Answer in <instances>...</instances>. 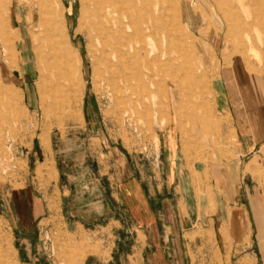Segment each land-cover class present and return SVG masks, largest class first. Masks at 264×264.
<instances>
[{
    "label": "rangeland",
    "instance_id": "1",
    "mask_svg": "<svg viewBox=\"0 0 264 264\" xmlns=\"http://www.w3.org/2000/svg\"><path fill=\"white\" fill-rule=\"evenodd\" d=\"M29 1L19 4L20 22L14 17L8 31L7 4L0 0V264H140L117 252L119 241L130 249L136 233L128 213L120 207L112 216L92 221L91 212L100 211L101 195L107 193L110 203L119 206L115 172L124 162L160 177L162 134L168 125L180 129L185 143L197 142L204 129V134L213 137L208 131L216 122L213 81L222 68L241 54L249 68L264 72V0H148L146 10L142 5L133 10L136 23L125 18L127 40L122 58L127 76L119 79L123 86L119 97L102 77L100 45L86 33L91 1L72 0L71 27L64 26L57 37L43 43L37 40L43 36L36 28L37 8L30 20ZM65 3L69 5L68 0ZM83 7L87 8L84 14ZM80 21L84 32L79 29ZM146 22L152 28H143L142 41L137 29L146 27ZM151 33L153 40L167 37L173 50L181 48L198 60L200 79L188 98L197 108L182 99L176 112L169 78L157 76L152 82L145 70V84L140 80L148 60L146 49H153ZM252 55L259 59L258 67L251 66ZM145 90H158L154 96L158 105L146 112L138 102L145 98ZM185 156L193 170L195 157ZM247 170L264 190V147L254 154ZM70 182L74 184L72 195ZM262 195L254 202L259 242L249 235L242 242L231 240L227 252L217 248L218 264H264ZM72 203L85 223L74 216ZM27 219L32 224L23 227ZM26 235L31 237L25 240L32 242H23ZM20 245H30V252L25 249L19 255Z\"/></svg>",
    "mask_w": 264,
    "mask_h": 264
},
{
    "label": "crops",
    "instance_id": "2",
    "mask_svg": "<svg viewBox=\"0 0 264 264\" xmlns=\"http://www.w3.org/2000/svg\"><path fill=\"white\" fill-rule=\"evenodd\" d=\"M258 62L252 55L251 66ZM249 66L237 54L213 81L216 122L208 130L213 137L204 129L197 142L185 143L180 129L168 125L160 177L135 170L131 162L115 172L119 206L110 203L108 193L101 195L100 211L93 209L91 220L110 217L120 207L128 213L136 233L130 249L119 241L118 253L140 264H218L217 248L227 252L231 240L242 242L249 235L259 242L254 202L264 190L246 166L264 147V72ZM185 155L195 157L193 170ZM69 185L72 195L74 184ZM31 224L27 219L22 226ZM24 237L32 242L25 240L30 235ZM18 249L19 255L31 250L30 245Z\"/></svg>",
    "mask_w": 264,
    "mask_h": 264
},
{
    "label": "bare ground",
    "instance_id": "3",
    "mask_svg": "<svg viewBox=\"0 0 264 264\" xmlns=\"http://www.w3.org/2000/svg\"><path fill=\"white\" fill-rule=\"evenodd\" d=\"M90 1H91V7L90 6L88 7L89 8V11H88L89 21L87 24L86 33H87L89 40H91V42L96 41L100 45V52L102 55V57L100 56V59L102 58L103 73L105 74V76H102V77H104V80L106 81L107 86L112 90L114 96H118V93L121 91V88L123 87L119 83V79H122V78L124 79L127 76L125 64L123 61V59L125 57L122 58V56H125V52H124V55H122L123 46H126V42L124 41V39L127 40L126 39L127 37L125 38L124 37L125 34H123L124 27H125V18L127 16V17H129V19H131V22L133 21L136 23V21H134V19L132 17V11L133 10L134 11L139 10L141 5L145 8L144 10H146V6L149 5V2H148V0H122L121 2H119L118 0H90ZM5 2L7 4V14L9 13V16H10V21H9V23L8 22L6 23L5 29L9 31L10 28L13 27L12 25L14 23V17H16V20H19V22H20L21 15L19 12V4L24 2V0H5ZM68 2H69V5H66L65 0H30L29 1L28 6L30 7L29 9L31 10L30 20H33V17H34L33 11L35 8H37L36 10H37V13L39 15L38 24L36 26L37 32L39 33L41 31H43V36L41 37L40 35H38V37H37L38 42L43 43L46 40L53 39V38L57 37L59 31H61L64 28V26L71 27V24H73V21H74L73 18L75 16V5H74L72 0H68ZM202 3H203V1H202ZM85 10H87V8L84 9V7H83V9H82L83 14L85 13ZM142 12H143V10L140 13H142ZM142 14H141V16H142ZM159 15H161V14H159ZM136 19H137V17H136ZM83 26H84L83 22L80 21V28L79 29L84 32ZM153 26H154V24H153ZM143 28H148L149 30H151L152 25L149 22H146V27H143L141 25H140V27H138L137 30H141V37L142 38H140V39L142 41H143V37H144ZM174 31H175V28H174ZM131 33H133V32H131ZM128 37H129V35H128ZM152 37H154V36L151 33L149 35V38L152 41L153 49H151V50L146 49V54H147L148 60L145 63V66L142 67L141 73L139 71V73L141 74L140 80L143 81V82L141 81L142 83H144L146 81V77L143 75L144 74L143 72L145 70L147 73L150 74L149 78L152 82L156 81L157 76H160L161 78H164V77L169 78L171 80V83H172L170 94H172V96H173V106L176 109V112H178L177 111L178 110L177 102H181L182 99L188 100V98H190L189 96L192 95V93L194 91V87L192 88V86L198 81V79H200L199 73L201 70V66H200L198 60H194L189 55V53H187V52L184 53L182 50H180L181 48L179 50H173L171 43L167 40V37L161 38V40H158V41L153 40ZM58 41L59 40H56V43ZM11 42H12V38L9 37L6 41V45H8V47H9V43L11 44ZM142 45L144 47L146 46L144 44H142ZM31 46L35 52V56L37 57V59H40L41 54L38 52L36 45L33 44ZM10 48H11L10 53H12L14 51L13 46L11 45ZM128 48H129V46H128ZM182 49H184V48H182ZM68 50H69L68 48L65 49L66 52H68ZM21 56H22V54H21ZM126 56H127V54H126ZM142 56H144V54H142ZM20 58L22 59V63H23V58L22 57H20ZM98 60H99V58H98ZM141 62H143V60ZM127 64H129V63H127ZM96 66L100 67L98 65H96ZM100 69H102V68L100 67ZM131 74H130V76H131ZM133 77H135V76H133ZM136 78H137V76H136ZM128 79H130V77ZM124 81H126V79ZM129 81H132V79ZM157 84H158V82H157ZM120 85L122 87H120ZM50 87H52V86H50ZM135 90H136V88H135ZM157 92H158V90H156L153 93H151L149 90L148 91L145 90V96H144L145 98L141 101L138 100V102H140L142 107L144 108V110H145L144 112L151 110V108H154L156 104L158 105V103L156 101H154V96H156ZM48 93H50V92H48ZM175 95L178 98H176ZM46 96L47 95H45V97ZM197 98H200L199 95ZM52 100H54V98H52ZM124 101H125V99H124ZM56 103H58L57 100H56ZM187 103L188 104L192 103V107L197 108L196 104L193 103V101L191 99L188 100ZM159 107H161V106H159ZM119 109H121V107ZM119 113H121V115H122V112H119ZM45 142H48V146H49L50 138L47 137L45 139ZM49 148H50V146H49ZM250 162L247 164V166L250 165ZM247 172H248V170H247ZM262 254L264 256V244L262 245Z\"/></svg>",
    "mask_w": 264,
    "mask_h": 264
}]
</instances>
